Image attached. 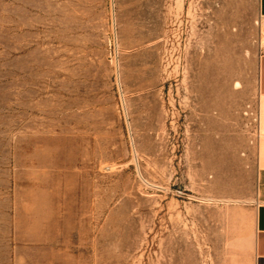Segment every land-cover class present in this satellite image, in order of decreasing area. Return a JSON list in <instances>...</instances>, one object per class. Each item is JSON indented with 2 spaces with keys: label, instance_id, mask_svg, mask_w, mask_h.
I'll use <instances>...</instances> for the list:
<instances>
[{
  "label": "rangeland",
  "instance_id": "rangeland-1",
  "mask_svg": "<svg viewBox=\"0 0 264 264\" xmlns=\"http://www.w3.org/2000/svg\"><path fill=\"white\" fill-rule=\"evenodd\" d=\"M262 53L259 0H0V264H253Z\"/></svg>",
  "mask_w": 264,
  "mask_h": 264
},
{
  "label": "crops",
  "instance_id": "crops-1",
  "mask_svg": "<svg viewBox=\"0 0 264 264\" xmlns=\"http://www.w3.org/2000/svg\"><path fill=\"white\" fill-rule=\"evenodd\" d=\"M259 12L264 17V0H259ZM260 131L258 142L257 191L253 202L254 259L253 264H264V53L259 63Z\"/></svg>",
  "mask_w": 264,
  "mask_h": 264
},
{
  "label": "built area",
  "instance_id": "built-area-1",
  "mask_svg": "<svg viewBox=\"0 0 264 264\" xmlns=\"http://www.w3.org/2000/svg\"><path fill=\"white\" fill-rule=\"evenodd\" d=\"M260 17H261V19L263 18V16H261L260 15ZM261 135V131H260V110H259V136Z\"/></svg>",
  "mask_w": 264,
  "mask_h": 264
},
{
  "label": "bare ground",
  "instance_id": "bare-ground-1",
  "mask_svg": "<svg viewBox=\"0 0 264 264\" xmlns=\"http://www.w3.org/2000/svg\"><path fill=\"white\" fill-rule=\"evenodd\" d=\"M237 84H240V81H237ZM235 200V199H234ZM236 200H239V199H236Z\"/></svg>",
  "mask_w": 264,
  "mask_h": 264
}]
</instances>
